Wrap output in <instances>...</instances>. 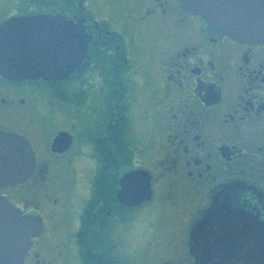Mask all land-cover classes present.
Returning <instances> with one entry per match:
<instances>
[{"label":"flooded vegetation","instance_id":"obj_1","mask_svg":"<svg viewBox=\"0 0 264 264\" xmlns=\"http://www.w3.org/2000/svg\"><path fill=\"white\" fill-rule=\"evenodd\" d=\"M47 17L90 45L69 79L0 74V132L28 139L36 160L0 187L42 220L23 264H264V43L224 34L183 0H0V31ZM50 26L34 28L36 55L61 37ZM23 34L0 37L12 65ZM138 170L150 197L140 187L125 203L121 179Z\"/></svg>","mask_w":264,"mask_h":264},{"label":"water","instance_id":"obj_2","mask_svg":"<svg viewBox=\"0 0 264 264\" xmlns=\"http://www.w3.org/2000/svg\"><path fill=\"white\" fill-rule=\"evenodd\" d=\"M183 2L191 11L202 15L224 34L247 43H264V0H183ZM49 20L51 31L57 26L61 29V37L52 34L50 53L46 48L44 55L42 50L40 55H36L33 48L39 44V40L37 36H33L34 28ZM55 20L48 17L40 20L22 18L5 26L0 31V37L11 29L24 31L23 37L19 35L15 43L19 48L26 45V49L17 53L18 63L12 65L10 51L15 45L3 46L9 53L8 57L0 54V74L10 80L28 77L32 73L50 80L71 78L83 66L90 39L81 35L68 20L61 19L54 23ZM46 27L48 29V23ZM40 44L43 42L40 41ZM71 141L68 133L61 132L53 142V149L65 151L70 147ZM35 164V154L29 140L16 133L0 132V187L24 182L32 174ZM121 186L119 197L125 203H137L134 196L138 194L140 187L146 190L142 197H150L149 174L146 171L138 170L125 175L121 179ZM134 188L137 190L136 194ZM41 230L42 220L39 217L22 215L20 209L0 195V264H23L31 238L39 235Z\"/></svg>","mask_w":264,"mask_h":264},{"label":"rangeland","instance_id":"obj_3","mask_svg":"<svg viewBox=\"0 0 264 264\" xmlns=\"http://www.w3.org/2000/svg\"><path fill=\"white\" fill-rule=\"evenodd\" d=\"M63 178L65 179V188H68L69 187V176H68V174L64 173ZM63 198H64V196L61 195L62 200L59 203V210L64 209L68 203L67 197L65 196V198L64 199Z\"/></svg>","mask_w":264,"mask_h":264}]
</instances>
